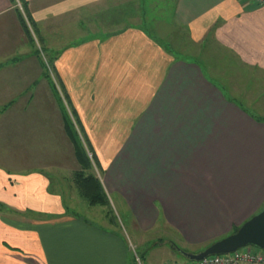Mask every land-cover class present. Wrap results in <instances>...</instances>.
Listing matches in <instances>:
<instances>
[{
  "label": "crops",
  "instance_id": "obj_1",
  "mask_svg": "<svg viewBox=\"0 0 264 264\" xmlns=\"http://www.w3.org/2000/svg\"><path fill=\"white\" fill-rule=\"evenodd\" d=\"M149 3L0 0V264L139 262L49 190L63 140L77 164L60 96L133 231L159 216L206 248L264 209V5L174 0L166 44L142 23Z\"/></svg>",
  "mask_w": 264,
  "mask_h": 264
},
{
  "label": "rangeland",
  "instance_id": "obj_2",
  "mask_svg": "<svg viewBox=\"0 0 264 264\" xmlns=\"http://www.w3.org/2000/svg\"><path fill=\"white\" fill-rule=\"evenodd\" d=\"M173 2L174 0H150L149 5L147 4L149 14L146 16V21H149L152 24L150 29L151 33H156V35H154L166 43L169 37L174 39L177 38L179 40L178 34L175 33V31L179 32V30L175 26V22L173 20ZM70 39L74 40L73 33H71ZM185 39L187 40L186 36L180 38V44H182V46H185L186 44ZM61 44L62 42L60 45ZM173 45L174 48H176L175 40ZM186 47L193 51L192 45H186ZM177 50L181 51L180 53L183 56L192 58L191 53L189 51H185L183 47ZM258 110L260 111V109ZM255 111L256 113L259 112L257 110ZM60 131L62 133L61 129ZM83 141L88 144V139H86V137ZM62 148L64 150L60 153V169H55L53 167L46 170L50 181L49 190L57 193L58 196L62 198L64 201L63 205L64 210L66 211L65 213L77 215L102 228H108V226H111L110 223H112L113 229L120 233L128 244L131 251L130 254L133 255L134 258L136 255L139 257L140 261L136 262V264H190L192 262L186 260L177 252H174L172 246H175L178 250L183 252H192V254H197L205 249L204 246L194 245L193 247H188L175 242L173 238L177 237L178 233L170 228H167L159 216L156 218V225L149 231H133L130 226H128V220L130 218L129 213L126 208H123L122 210L121 205H118V203L121 202L120 197L113 196V194L112 196H109V209L100 206H90L87 201L80 197L74 186V173L79 170V165L77 161V164L73 161V151L67 140H63ZM51 154L48 156H51ZM89 155L91 156L92 154H88V156ZM56 160H58V157ZM48 163L54 164L55 158L54 160L48 159ZM96 166L97 165L94 164L92 169L97 177L100 178L102 171H100V169ZM107 212L110 213L108 214ZM240 227H238L237 230ZM231 234H233V231L222 238L211 241L210 245L228 237Z\"/></svg>",
  "mask_w": 264,
  "mask_h": 264
},
{
  "label": "trees",
  "instance_id": "obj_3",
  "mask_svg": "<svg viewBox=\"0 0 264 264\" xmlns=\"http://www.w3.org/2000/svg\"><path fill=\"white\" fill-rule=\"evenodd\" d=\"M13 2L15 0H12ZM147 22V23H146ZM144 24V27L146 29H149L150 34L151 33V22L146 21V19L142 22ZM24 26V29L27 33V29ZM156 35V33H154ZM152 34V35H154ZM154 35V36H155ZM155 38L158 39V37L155 36ZM33 39H31V43L34 46ZM167 44V43H166ZM60 100V105L62 108V112H64V125L66 128L67 136L69 137V140L71 141V144L73 146L74 150V157L79 165V170L74 173V186L80 195L81 198H83L90 206H100L105 208H110V203L107 198V195L103 189V186L100 182V179L97 177V175L94 173L92 167L94 164L97 165L94 154L92 153L90 147L88 144H86L82 139L77 136V134L72 130L71 123L69 122L67 116L65 115L64 106L62 104V98H58ZM85 146H84V144ZM84 146V147H83ZM88 154H92L89 157ZM94 163V164H93ZM97 168L98 165L96 166ZM3 207L0 206V210H2ZM110 212H108L109 214ZM237 228L233 230V233L236 232ZM139 260V257H137ZM140 261V260H139Z\"/></svg>",
  "mask_w": 264,
  "mask_h": 264
},
{
  "label": "water",
  "instance_id": "obj_4",
  "mask_svg": "<svg viewBox=\"0 0 264 264\" xmlns=\"http://www.w3.org/2000/svg\"><path fill=\"white\" fill-rule=\"evenodd\" d=\"M247 246L264 251V209L243 223L235 233L209 245L197 254L183 252L177 248L176 251L190 262H199L208 256L232 253Z\"/></svg>",
  "mask_w": 264,
  "mask_h": 264
},
{
  "label": "built area",
  "instance_id": "obj_5",
  "mask_svg": "<svg viewBox=\"0 0 264 264\" xmlns=\"http://www.w3.org/2000/svg\"><path fill=\"white\" fill-rule=\"evenodd\" d=\"M252 1L258 6L264 5V0ZM16 7L21 9L18 3H16ZM190 264H264V251L247 246L232 253L208 256L199 262H192Z\"/></svg>",
  "mask_w": 264,
  "mask_h": 264
}]
</instances>
